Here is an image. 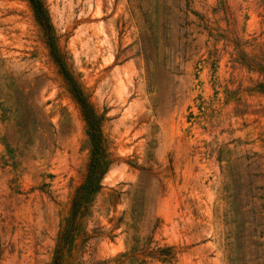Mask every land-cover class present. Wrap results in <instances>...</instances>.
Masks as SVG:
<instances>
[{
	"label": "rangeland",
	"instance_id": "obj_1",
	"mask_svg": "<svg viewBox=\"0 0 264 264\" xmlns=\"http://www.w3.org/2000/svg\"><path fill=\"white\" fill-rule=\"evenodd\" d=\"M112 163L65 264H264V0H44ZM28 0H0V264H51L90 158Z\"/></svg>",
	"mask_w": 264,
	"mask_h": 264
},
{
	"label": "trees",
	"instance_id": "obj_2",
	"mask_svg": "<svg viewBox=\"0 0 264 264\" xmlns=\"http://www.w3.org/2000/svg\"><path fill=\"white\" fill-rule=\"evenodd\" d=\"M28 2L32 8L35 21L44 35L50 57L81 110L87 125V135L91 150L84 180L75 188L72 194L69 213L64 220V229L58 238L51 263L65 264L66 253L75 236L81 230L84 219L89 215L97 194L104 188L103 179L109 171L112 159L107 151L102 132L104 118L98 114L85 95L81 85L70 71L66 57L58 44V38L44 0H28Z\"/></svg>",
	"mask_w": 264,
	"mask_h": 264
}]
</instances>
